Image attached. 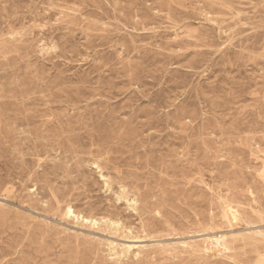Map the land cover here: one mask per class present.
Returning <instances> with one entry per match:
<instances>
[{
	"label": "rangeland",
	"instance_id": "1",
	"mask_svg": "<svg viewBox=\"0 0 264 264\" xmlns=\"http://www.w3.org/2000/svg\"><path fill=\"white\" fill-rule=\"evenodd\" d=\"M201 1L0 0V264H264V0Z\"/></svg>",
	"mask_w": 264,
	"mask_h": 264
},
{
	"label": "bare ground",
	"instance_id": "2",
	"mask_svg": "<svg viewBox=\"0 0 264 264\" xmlns=\"http://www.w3.org/2000/svg\"><path fill=\"white\" fill-rule=\"evenodd\" d=\"M46 1V0H45ZM149 1V0H148ZM169 1V0H168ZM188 1V0H187ZM211 1V0H210ZM244 1V0H243ZM259 1V0H258ZM28 2H29V0H28ZM112 2V1H111ZM201 2H203V0L201 1ZM46 3V2H45ZM104 3V2H103ZM113 3V2H112ZM152 3V2H151ZM150 3V4H151ZM262 3V2H261ZM49 4V3H48ZM47 4V5H48ZM56 4H58V3H56ZM188 4V3H187ZM244 4V3H243ZM258 4V3H257ZM8 5V4H7ZM138 5V4H137ZM140 5V4H139ZM147 5V4H146ZM158 5V4H157ZM102 6V5H101ZM136 6V5H135ZM173 6V5H172ZM232 6V5H231ZM237 6V5H236ZM251 6H254V5H251ZM40 7V6H39ZM95 7V6H94ZM207 7V6H206ZM45 8V7H44ZM74 8V7H73ZM107 8V7H106ZM106 8H104V9H106ZM125 8H128V7H125ZM247 8V7H246ZM42 9V8H41ZM54 9V8H53ZM75 9V8H74ZM98 9V8H97ZM108 9H109V6H108ZM117 9V8H116ZM143 9V8H142ZM217 9V8H216ZM234 9V8H233ZM255 9V8H254ZM27 10V9H26ZM55 10V9H54ZM85 10V9H84ZM90 10V9H89ZM102 11H103V9H101ZM111 10V9H110ZM109 10V11H110ZM131 10V9H130ZM261 10V9H260ZM56 11V10H55ZM74 11V10H73ZM72 11V12H73ZM97 11V10H96ZM148 11V10H147ZM160 11V10H159ZM162 11V10H161ZM183 11V10H182ZM190 11V10H189ZM223 11V10H222ZM240 11H242V10H240ZM248 11V10H247ZM76 12H77V10H76ZM105 12V11H104ZM113 12V11H112ZM129 12V11H128ZM184 12V11H183ZM211 12V11H210ZM98 13L100 14V12L98 11ZM137 13V12H136ZM235 13V12H234ZM258 13H260L259 12V10H258ZM85 14V13H84ZM106 14V13H105ZM117 14V13H116ZM138 14V13H137ZM152 14H155L154 12L152 13ZM201 14V13H200ZM228 14V13H227ZM236 14V13H235ZM60 15V14H59ZM88 15V14H87ZM159 15V14H158ZM165 15V14H164ZM74 16H77V15H74ZM91 16V15H90ZM89 16V17H90ZM110 16V15H109ZM152 16V15H151ZM154 16V15H153ZM163 16V15H162ZM236 16V15H235ZM247 16V15H246ZM262 16V15H261ZM155 17V16H154ZM166 17V16H165ZM194 17V16H193ZM192 17V18H193ZM204 17V16H203ZM239 17H241L240 15H239ZM248 17V16H247ZM250 17V16H249ZM253 17V16H252ZM260 17V16H259ZM72 18V17H71ZM79 17H77V19H78ZM92 18V17H91ZM102 17H100V19H101ZM106 18V17H105ZM110 18V17H109ZM157 18V17H156ZM177 18V17H176ZM196 18V17H195ZM200 18V17H199ZM209 18V17H208ZM208 18H207V20H208ZM214 18V17H213ZM218 18V17H217ZM236 18V17H235ZM244 18V17H243ZM80 19V18H79ZM120 19V18H119ZM168 19V18H167ZM178 19V18H177ZM203 19V18H202ZM237 19V18H236ZM38 20V19H37ZM81 20V19H80ZM84 20H85V18H84ZM197 20V18L195 19V21ZM199 20V19H198ZM222 20V19H221ZM224 20V19H223ZM247 20V19H246ZM53 21V20H52ZM69 21V20H68ZM73 21H74V19H73ZM108 21V20H107ZM127 21V20H126ZM159 21V20H158ZM162 21V20H161ZM209 21V20H208ZM55 22V21H54ZM91 22V21H90ZM94 22V21H93ZM96 22V21H95ZM119 22V21H118ZM124 22V21H123ZM168 22V21H167ZM260 22V21H259ZM4 23V22H3ZM87 23V22H86ZM229 23V22H228ZM255 23V22H254ZM56 24H58V23H56ZM83 24V23H82ZM150 24V23H149ZM168 24V23H167ZM211 24V23H210ZM263 24V23H262ZM74 25H75V23H74ZM77 25V24H76ZM85 25H88V24H85ZM109 25V24H108ZM131 25V24H130ZM170 25V24H169ZM215 25V24H214ZM217 25V24H216ZM93 26V25H92ZM97 26V25H96ZM114 26V25H113ZM118 26V25H117ZM134 26V25H133ZM198 26V25H197ZM220 26V25H219ZM101 27V26H100ZM116 27V26H115ZM121 27V26H120ZM202 27V26H201ZM210 27V26H209ZM53 28V27H52ZM71 28V27H70ZM98 28H99V26H98ZM161 28V27H160ZM170 28V27H169ZM211 28V27H210ZM221 28V27H220ZM255 28V27H254ZM1 29V28H0ZM73 29V28H72ZM104 29V28H103ZM127 29V28H126ZM129 29H130V27H129ZM133 29V28H132ZM170 29H172V28H170ZM198 29V28H197ZM35 30V29H34ZM93 30V29H92ZM124 30V29H123ZM136 30V29H135ZM111 31H113V30H111ZM122 31V30H121ZM153 31V30H152ZM185 31V30H184ZM209 31V30H208ZM227 31V30H226ZM86 32V31H85ZM48 33H49V31H48ZM51 33V32H50ZM49 33V34H50ZM111 33V32H110ZM131 33V32H130ZM156 33V32H155ZM164 33H165V31H164ZM171 33H173V32H171ZM59 34V33H58ZM96 34H99V33H96ZM119 34V33H118ZM153 34V33H152ZM151 34V35H152ZM175 34V33H174ZM210 34V33H209ZM222 34V33H221ZM264 34V33H263ZM262 34V35H263ZM27 35V34H26ZM123 35V34H122ZM137 35V34H136ZM224 35V34H223ZM16 36H18V35H16ZM162 36V35H161ZM258 36V35H257ZM102 37V36H101ZM108 37V36H107ZM114 37V36H113ZM116 37V36H115ZM114 37V38H115ZM208 37V36H207ZM263 37V36H262ZM261 37V38H262ZM7 38H8V36H7ZM20 38H22V36L20 37ZM157 38V37H156ZM155 38V39H156ZM187 38V37H186ZM189 38V37H188ZM260 38V37H259ZM5 39V38H4ZM84 39V38H83ZM75 40V39H74ZM85 40V39H84ZM129 40V39H128ZM142 40V39H141ZM185 40V39H184ZM249 40V39H248ZM130 41V40H129ZM131 41H133V40H131ZM159 41H160V39H159ZM180 41V40H179ZM188 41V40H187ZM200 41V40H199ZM260 41V40H259ZM13 42V41H12ZM60 42V41H59ZM154 42H156L155 40H154ZM185 42V41H184ZM191 42V41H190ZM258 42V41H257ZM45 43V42H44ZM77 43V42H76ZM133 43V42H132ZM149 43V42H148ZM42 44V43H41ZM12 45V44H11ZM10 45V46H11ZM14 45H16V44H14ZM44 45V44H43ZM49 45V44H48ZM199 45V44H198ZM201 45V44H200ZM229 45V44H228ZM254 45V44H253ZM253 45H252V47H253ZM68 46V45H67ZM74 46V45H73ZM230 46V45H229ZM228 46V47H229ZM236 46H237V44H236ZM26 47V46H25ZM28 47V46H27ZM53 47V46H52ZM69 47V46H68ZM231 47V46H230ZM242 47V46H241ZM28 48H30V47H28ZM157 48V47H156ZM166 48V47H165ZM256 48V47H255ZM262 48H263V46H262ZM17 49H18V47H17ZM113 49V48H112ZM143 49V48H142ZM3 50V49H2ZM52 50V49H51ZM100 50V49H99ZM123 50H125V49H123ZM194 50V49H193ZM209 50V49H208ZM213 50V49H212ZM218 50V49H217ZM255 50V49H254ZM258 50V49H257ZM24 51V50H23ZM42 51V50H41ZM47 51V50H46ZM102 51V50H101ZM160 51V50H159ZM211 51V50H210ZM238 51V50H237ZM64 52H66V51H64ZM91 52V51H90ZM89 52V53H90ZM99 52V51H98ZM97 52V53H98ZM196 52H198V50L196 51ZM226 52V51H225ZM234 52V51H233ZM232 52V53H233ZM239 52V51H238ZM51 53V52H50ZM88 53V52H87ZM96 53V52H95ZM232 53H230V54H232ZM249 53V52H248ZM1 54H3V53H1ZM46 54V53H45ZM93 54V53H92ZM210 54H211V52H210ZM228 54V53H227ZM230 54H228V55H230ZM166 55V54H165ZM169 55H170V53H169ZM199 55V54H198ZM234 55V54H233ZM261 55V54H260ZM259 55V56H260ZM203 56V55H202ZM223 56V55H222ZM1 57V56H0ZM15 57V56H14ZM17 57V56H16ZM169 57V56H168ZM173 57V56H172ZM220 57V56H219ZM224 57V56H223ZM68 58H70V57H68ZM170 58V57H169ZM222 58V57H221ZM234 58V57H233ZM240 58V57H239ZM252 58V57H251ZM9 59V58H8ZM20 59V58H19ZM28 59V58H27ZM79 59V58H78ZM104 59V58H103ZM171 59V58H170ZM210 59V58H209ZM223 59V58H222ZM232 59V58H231ZM105 60V59H104ZM220 60V59H219ZM2 61V60H1ZM221 61V60H220ZM223 61V60H222ZM233 61V60H232ZM235 61V60H234ZM260 61H262V60H260ZM35 62H36V60H35ZM217 62V61H216ZM234 63V62H233ZM263 63H264V61H263ZM8 65V64H7ZM4 67V66H3ZM2 67V68H3ZM52 68V67H51ZM65 68V67H64ZM230 68V67H229ZM54 69V68H53ZM68 70H69V68H68ZM1 71V70H0ZM125 72V71H124ZM136 72V71H135ZM26 73V72H25ZM136 74H138L137 72H136ZM60 75V74H59ZM245 76H247V75H244V77ZM57 77V76H56ZM59 77V76H58ZM78 78V77H77ZM58 81V80H57ZM176 81V80H175ZM185 81V80H184ZM180 82V81H179ZM183 83V82H182ZM47 84V83H46ZM186 85V84H185ZM69 86V85H68ZM243 87V86H242ZM264 87V86H263ZM52 88V87H51ZM197 88H200V87H197ZM237 89V88H236ZM238 89H239V86H238ZM248 89V88H247ZM264 89V88H263ZM196 90V89H195ZM17 91V90H16ZM48 91V90H47ZM64 91H66V90H64ZM74 91V90H73ZM82 91V90H81ZM239 91V90H238ZM19 92V91H18ZM17 92V93H18ZM56 92V91H55ZM67 92V91H66ZM195 92V91H194ZM262 92V91H261ZM196 93V92H195ZM23 94V93H22ZM47 94V93H46ZM45 94V95H46ZM49 94V93H48ZM86 94V93H85ZM193 94V93H192ZM238 94V93H237ZM261 94V93H260ZM243 95V94H242ZM6 96V95H5ZM100 96V95H99ZM191 96H193V95H191ZM264 96V95H263ZM61 97H63V96H61ZM238 97V96H237ZM259 97V96H258ZM8 98V97H7ZM192 98H194V97H192ZM207 98V97H206ZM257 98V97H256ZM27 99V98H26ZM49 99V98H48ZM87 99V98H86ZM202 99V98H201ZM200 99V100H201ZM235 99V98H234ZM255 99V98H254ZM253 99V100H254ZM260 99V98H259ZM38 100V99H37ZM210 100V99H209ZM231 100V99H230ZM233 100V99H232ZM231 100V102H233ZM241 100V99H240ZM25 101V100H24ZM40 101V100H39ZM83 101V100H82ZM162 101V100H161ZM204 101V100H203ZM239 101V100H238ZM1 102V101H0ZM7 102V101H6ZM12 102V101H11ZM101 102V101H100ZM206 102V101H205ZM214 102H216V101H214ZM241 102H242V100H241ZM255 102V101H254ZM259 101H257V103H258ZM261 102V101H260ZM13 103V102H12ZM15 104H16V102H14ZM83 103V102H82ZM210 103V102H209ZM263 103V102H262ZM261 103V104H262ZM27 104V103H26ZM171 104V103H170ZM193 104H194V102H193ZM192 104V105H193ZM223 104V103H222ZM221 104V105H222ZM17 105V104H16ZM92 105V104H91ZM196 105V104H195ZM199 105V104H198ZM262 106V105H261ZM13 107V106H12ZM71 107V106H70ZM77 107V106H76ZM107 107V106H106ZM180 107V106H179ZM230 107V106H229ZM232 107V106H231ZM84 108V107H83ZM6 109V108H5ZM11 109V108H10ZM201 109V108H200ZM199 109V110H200ZM211 109V108H210ZM231 109V108H230ZM1 111H2V109H0ZM8 110V109H7ZM13 110V109H12ZM264 110V109H263ZM49 111V110H48ZM85 111H86V109H85ZM200 111H202V110H200ZM199 112V111H198ZM197 112V113H198ZM203 112V111H202ZM201 112V113H202ZM6 113V112H5ZM20 113V112H19ZM26 113V112H25ZM46 113V112H45ZM87 113V112H86ZM200 113V114H201ZM203 113H205V112H203ZM78 114V113H77ZM82 114V113H81ZM11 115V114H10ZM115 115V114H114ZM198 115V114H197ZM212 115H214L213 113H212ZM253 115V114H252ZM6 116V115H5ZM208 116V115H207ZM115 117V116H114ZM200 117V116H199ZM203 117V116H202ZM201 117V118H202ZM206 117V116H205ZM198 118V117H197ZM209 118V117H208ZM211 118V117H210ZM222 118V117H221ZM15 119V118H14ZM88 119V118H87ZM195 119H196V117H195ZM203 119V118H202ZM212 119V118H211ZM218 119V118H217ZM255 119V118H254ZM45 120V119H44ZM89 120V119H88ZM199 120V119H198ZM200 121V120H199ZM256 121V120H255ZM259 121V120H258ZM26 122V121H25ZM238 122V121H237ZM240 122V121H239ZM75 123V122H74ZM202 123V122H201ZM200 123V124H201ZM204 123V122H203ZM10 124H12V123H10ZM25 124V123H24ZM198 124H199V122H198ZM26 125V124H25ZM80 125V124H79ZM190 125V124H189ZM204 125V124H203ZM48 126V125H47ZM194 126V125H193ZM192 126V127H193ZM196 126V125H195ZM194 126V127H195ZM243 126V125H242ZM57 127H59V126H57ZM191 127V128H192ZM193 127V128H194ZM77 128V127H76ZM115 128V127H114ZM182 128V127H181ZM233 128V127H232ZM252 128V127H251ZM26 129H28V128H26ZM31 129V128H30ZM198 129V128H197ZM202 129V128H201ZM200 129V130H201ZM247 129V128H246ZM60 130V129H59ZM211 130V129H210ZM214 130V129H213ZM258 130V129H257ZM28 131V130H27ZM123 131V130H122ZM191 131V130H190ZM262 131V130H261ZM56 132V131H55ZM102 132V131H101ZM117 132V131H116ZM264 132V131H263ZM72 133V132H71ZM180 133V132H179ZM184 133V132H183ZM70 134V133H69ZM187 134V133H186ZM192 134V133H191ZM205 134V133H204ZM230 134V133H229ZM234 134V133H233ZM253 134H254V132H253ZM182 135H184V134H182ZM188 135H189V133H188ZM236 135V134H235ZM238 135V134H237ZM72 136V135H71ZM100 136V135H99ZM64 137H65V135H64ZM77 137V136H76ZM84 137V136H83ZM189 137V136H188ZM201 137V136H200ZM244 137V136H243ZM248 137V136H247ZM31 138V137H30ZM182 138V137H181ZM241 138V137H240ZM77 139V138H76ZM132 139V138H131ZM248 139V138H247ZM252 139V138H251ZM86 140H87V138H86ZM126 140V139H125ZM218 140V139H217ZM242 140H243V138H242ZM90 141V140H89ZM106 141V140H105ZM186 141H187V139H186ZM190 141V140H189ZM191 141H193L192 139H191ZM201 141V140H200ZM248 141V140H247ZM255 141H257V137H256V140ZM60 142V141H59ZM199 142V141H198ZM197 142V143H198ZM217 142V141H216ZM219 142H221V140L219 141ZM239 142V141H238ZM249 142V141H248ZM88 143V142H87ZM110 143V142H109ZM196 143V142H195ZM195 143H192V144H195ZM203 143V142H202ZM232 143V142H231ZM237 143V142H236ZM34 144V143H33ZM61 144V143H60ZM190 144V143H189ZM188 144V145H189ZM89 145V144H88ZM91 145V144H90ZM8 146V145H7ZM71 146V145H70ZM96 146V145H95ZM196 146V145H195ZM229 146V145H228ZM252 146V145H251ZM197 147V146H196ZM218 146H216V148H217ZM6 148V147H5ZM71 148V147H70ZM74 148V147H73ZM114 148V147H113ZM119 148V147H118ZM129 148V147H128ZM219 148V147H218ZM221 148V147H220ZM256 148V147H255ZM254 148V149H255ZM10 149V148H9ZM64 149V148H63ZM97 149V148H96ZM110 149V148H109ZM33 150V149H32ZM107 150V149H106ZM121 150V149H120ZM130 150V149H129ZM223 150V149H222ZM221 150V151H222ZM57 151V150H56ZM69 151V150H68ZM77 151V150H76ZM82 151V150H81ZM94 151H95V148H94ZM217 151V150H216ZM219 151V150H218ZM256 151V150H255ZM3 152H5V151H3ZM10 153V152H9ZM91 153V152H90ZM115 153V152H114ZM128 153V152H127ZM209 153V152H208ZM218 153V152H217ZM236 153V152H235ZM16 154V153H15ZM80 154V153H79ZM104 154V153H103ZM225 154V153H224ZM231 154H232V152H231ZM264 154V153H263ZM122 155H123V153H122ZM157 155V154H156ZM214 155V154H213ZM228 155V154H227ZM226 155V156H227ZM8 156V155H7ZM94 156H96V155H94ZM111 156V155H110ZM256 156H257V154H256ZM263 156V155H262ZM69 157V156H68ZM75 157V156H74ZM211 157H212V155H211ZM89 158V157H88ZM95 158H97V156L95 157ZM109 158V157H108ZM261 158V157H260ZM28 159V158H27ZM32 159V158H31ZM156 159V158H155ZM164 159V158H163ZM251 159V158H250ZM33 160V159H32ZM36 160V159H35ZM239 160V159H238ZM34 161V160H33ZM37 161V160H36ZM49 161H51V160H49ZM69 161V160H68ZM92 161H93V159H92ZM95 161V160H94ZM163 161V160H162ZM216 161V160H215ZM106 162V161H105ZM161 162V161H160ZM227 162V161H226ZM0 163H2V162H0ZM122 163V162H121ZM212 163V162H211ZM229 163V162H228ZM233 163V162H232ZM231 163V164H232ZM264 163V162H263ZM32 164V163H31ZM81 164V163H80ZM102 164V163H101ZM217 164V163H216ZM221 164V163H220ZM245 164H247L246 162H245ZM252 164V163H251ZM91 165V164H90ZM250 165V164H249ZM261 165V164H260ZM38 166V165H37ZM92 166V165H91ZM111 166V165H110ZM149 166V165H148ZM157 166V165H156ZM194 166V165H193ZM258 166V165H257ZM39 167V166H38ZM45 167V166H44ZM70 167V166H69ZM169 167V166H168ZM28 168V167H27ZM83 168V167H82ZM214 168V167H213ZM224 168H226V167H224ZM252 168V167H251ZM26 169V168H25ZM49 169V168H48ZM94 169V168H93ZM97 169V168H96ZM149 169V168H148ZM196 169H197V167H196ZM27 170V169H26ZM35 170V169H34ZM95 170V169H94ZM117 169H115L114 171H116ZM119 170H121V169H119ZM234 170V169H233ZM30 171H32V170H30ZM134 171V170H133ZM179 171V170H178ZM192 171V170H191ZM248 171V170H247ZM255 171V170H254ZM45 172H46V169H45ZM82 172V171H81ZM99 172V171H98ZM106 172V171H105ZM136 172V171H135ZM153 172V171H152ZM175 172H176V170H175ZM16 173V172H15ZM36 173H39V172H36ZM87 173V172H86ZM137 173V172H136ZM177 173V172H176ZM247 173V172H246ZM257 173H259L258 171H257ZM25 173H23V175H24ZM107 174V173H106ZM127 174V173H126ZM187 174V173H186ZM199 174V173H198ZM225 175H226V173H224ZM238 175H239V173H237ZM12 175V174H11ZM27 175V174H26ZM36 175V174H35ZM51 175V174H50ZM111 175V174H110ZM140 175V174H139ZM188 175V174H187ZM33 176V175H32ZM92 176V175H91ZM218 176V175H217ZM254 176V175H253ZM26 177V176H25ZM30 177H31V175H30ZM49 177V176H48ZM98 177V176H97ZM224 177V176H223ZM264 177V176H263ZM13 178V177H12ZM18 178V177H17ZM100 178V177H99ZM142 178V177H141ZM16 179V178H15ZM26 179V178H25ZM48 179V178H47ZM223 179V178H222ZM44 180V179H43ZM90 180H91V178H90ZM167 180V179H166ZM220 180V179H219ZM8 181V180H7ZM11 181V180H10ZM30 181V180H29ZM97 181V180H96ZM174 181H176V180H174ZM254 181V180H253ZM260 181V180H259ZM92 182V181H91ZM170 182V181H169ZM195 182V181H194ZM18 183V182H17ZM83 183V182H82ZM93 183V182H92ZM102 183H103V181H102ZM131 183V182H130ZM149 183V182H148ZM182 183V182H181ZM219 183V182H218ZM260 183V182H259ZM264 183V182H263ZM61 184V183H60ZM15 185V184H14ZM44 185V184H43ZM88 185V184H87ZM125 185V184H124ZM142 185V184H141ZM196 185V184H195ZM13 186V185H12ZM18 186V185H17ZM31 186H33V185H31ZM55 186V185H54ZM63 186V185H62ZM79 186H81V185H79ZM163 186V185H162ZM193 186V185H192ZM197 186V185H196ZM19 187V186H18ZM39 187V186H38ZM57 187H59V186H57ZM95 187V186H94ZM93 187V188H94ZM104 187H105V185H104ZM8 188V187H7ZM85 188V187H84ZM12 189V188H11ZM14 189V188H13ZM17 189V188H16ZM71 189V188H70ZM96 189V188H95ZM119 189V188H118ZM203 189H204V187H203ZM207 189V188H206ZM222 189V188H221ZM24 190V189H23ZM74 190V189H73ZM249 190V189H248ZM26 191V190H25ZM28 191V190H27ZM45 192H47L46 190H44ZM65 191V190H64ZM100 191V190H99ZM30 192V191H29ZM132 192V191H131ZM190 192V191H189ZM197 192V191H196ZM4 193V192H3ZM6 193V192H5ZM43 193V192H42ZM50 193V192H49ZM60 193V192H59ZM73 193V192H72ZM87 193V192H86ZM111 193V192H110ZM109 193V194H110ZM121 193V192H120ZM155 193V192H154ZM195 193V192H194ZM198 193V192H197ZM24 194V193H23ZM31 194V193H30ZM44 194V193H43ZM47 194V193H46ZM65 194V193H64ZM70 194V193H69ZM85 194V193H84ZM147 194V193H146ZM162 194V193H161ZM2 195V194H1ZM10 195V194H9ZM86 195V194H85ZM111 195V194H110ZM177 195H178V193H177ZM194 195V194H193ZM198 195V194H197ZM262 195H264V194H262ZM22 196V195H21ZM23 196H25V195H23ZM88 196V195H87ZM93 196V195H92ZM113 196V195H112ZM120 196V195H119ZM138 196V195H137ZM168 196V195H167ZM170 196V195H169ZM202 196V195H201ZM206 196V195H205ZM2 197V196H1ZM10 197V196H9ZM52 197H53V195H52ZM171 197V196H170ZM250 197V196H249ZM7 198V197H6ZM13 198V197H12ZM83 198V197H82ZM118 198H120V197H118ZM164 198V197H163ZM10 199V198H9ZM8 199V200H9ZM54 200H55V197L53 198ZM60 199V198H59ZM63 199V198H62ZM103 199V198H102ZM126 199V198H125ZM172 199V198H171ZM170 198H169V200H171ZM52 200V199H51ZM65 200V199H64ZM63 200V201H64ZM68 200V199H67ZM61 201V200H60ZM109 201V200H108ZM117 201V200H116ZM195 201V200H194ZM220 201V200H219ZM27 202V201H26ZM84 202V201H83ZM97 202V201H96ZM105 202V201H104ZM61 203V202H60ZM65 203V202H64ZM77 203V202H76ZM88 203H89V201H88ZM124 203V202H123ZM248 203V202H247ZM35 204V203H34ZM38 204V203H37ZM62 204V203H61ZM81 204V203H80ZM96 204V203H95ZM115 204V203H114ZM125 204V203H124ZM131 204V203H130ZM221 204H222V202H221ZM5 205V204H4ZM84 205V204H83ZM214 205V204H213ZM223 205V204H222ZM28 206V205H27ZM41 206V205H40ZM104 206H105V204H104ZM107 206V205H106ZM210 206V205H209ZM228 206V205H227ZM231 206V205H230ZM234 206V205H233ZM237 206V205H236ZM250 206V205H249ZM5 207H8V206H5ZM10 207V206H9ZM37 207V206H36ZM102 207V206H101ZM108 207V206H107ZM110 207H112L113 208V205L112 206H110ZM182 207V206H181ZM187 207V206H186ZM192 207V206H191ZM214 207V206H213ZM238 207V206H237ZM241 207V206H240ZM11 208V207H10ZM42 208V207H41ZM103 208V207H102ZM183 208V207H182ZM198 208H199V206H198ZM208 208V207H207ZM243 208V207H242ZM101 209V208H100ZM114 209V208H113ZM113 209H112V211H113ZM189 209V208H188ZM214 209V208H213ZM212 209V210H213ZM219 209V208H218ZM239 209V208H238ZM4 210V209H3ZM15 210H17V209H15ZM82 210V209H81ZM91 210V209H90ZM103 210H104V208H103ZM120 210V209H119ZM220 210V209H219ZM240 210V209H239ZM96 211V210H95ZM99 211V210H98ZM97 211V212H98ZM127 211V210H126ZM132 211V210H131ZM184 211V210H183ZM188 211V210H187ZM190 211V210H189ZM20 212V211H19ZM42 212H44L43 210H42ZM84 212V211H83ZM107 212V211H106ZM124 212H125V210H124ZM163 212V211H162ZM229 214H230V216L232 217V219L233 220H235L236 221V217H237V215H236V213L234 212V211H231V209L229 208ZM27 213V212H26ZM87 213V212H86ZM216 213V212H215ZM250 213V212H249ZM58 214V213H57ZM97 214V213H96ZM120 214V213H119ZM128 214V213H127ZM134 214V213H133ZM216 214H218V213H216ZM251 214V213H250ZM55 215V214H54ZM100 215V214H99ZM98 215V216H99ZM129 215H131V214H129ZM155 215V214H154ZM50 216V215H49ZM59 216H60V214H59ZM64 216H66V217H73L74 219H77L78 218V216H76L75 214H74V212H73V210H71V208L69 207V205L66 207V209H65V212H64ZM134 216V215H133ZM206 216V215H205ZM63 217V216H62ZM65 217V218H66ZM121 217H122V215H121ZM136 217V216H135ZM208 217V216H207ZM207 217H205V218H207ZM211 217V216H210ZM221 217V216H220ZM248 217V216H247ZM16 218V217H15ZM27 218V217H26ZM42 218V217H41ZM130 218V217H129ZM157 218V217H156ZM159 218H160V216H159ZM158 218V219H159ZM200 218V217H199ZM204 218V217H203ZM222 218V217H221ZM40 219V218H39ZM12 220V219H11ZM28 220V219H27ZM141 220H142V218H141ZM9 221V220H8ZM25 221V220H24ZM33 221V220H32ZM41 221V220H40ZM47 221V220H46ZM72 221V220H71ZM75 221V220H74ZM73 221V222H74ZM84 221L87 223L88 222V220L87 219H84ZM134 221V220H133ZM207 221V220H206ZM217 221V220H216ZM238 221V220H237ZM2 222V221H1ZM0 222V223H1ZM31 222V221H30ZM43 222V221H42ZM155 222V221H154ZM203 222V221H202ZM220 222H221V220H220ZM233 222V221H232ZM25 223H27L26 221H25ZM34 223V222H33ZM49 223V222H48ZM89 223V222H88ZM148 223V222H147ZM176 223V222H175ZM75 224V223H74ZM103 224H104V222H103ZM110 224V223H109ZM114 224H116V223H114ZM156 224H158V223H156ZM209 224H211V223H209ZM10 225V224H9ZM37 224H35V226H36ZM111 225V224H110ZM148 225H149V223H148ZM242 225V224H241ZM11 226H13V225H11ZM54 226V225H53ZM52 226V227H53ZM93 226H95L94 225V223H93ZM137 226V225H136ZM157 225H155V227H156ZM160 226V225H159ZM158 226V227H159ZM177 226V225H176ZM205 226H207V224L205 225ZM223 226H225V225H223ZM24 227V226H23ZM89 227H90V225H89ZM104 227V226H103ZM180 227V226H179ZM178 227V228H179ZM146 228H147V226H146ZM145 228V229H146ZM20 229H21V227H20ZM30 229V228H29ZM53 229V228H52ZM96 229V228H95ZM181 229V228H180ZM207 229V228H206ZM209 229V228H208ZM226 229V228H225ZM34 230V229H33ZM65 230V229H64ZM132 230V229H131ZM159 230V229H158ZM162 230V229H161ZM203 230H204V227H203ZM26 231V229H24V232ZM58 231H60V230H58ZM125 231V230H124ZM170 231V230H169ZM195 231V230H194ZM197 231V230H196ZM206 231V230H205ZM17 232V231H16ZM27 232V231H26ZM37 232V231H36ZM94 232V231H93ZM132 232V231H131ZM148 232V231H147ZM146 232V233H147ZM200 232V231H199ZM203 232V231H202ZM68 233H69V231H68ZM79 233V232H78ZM103 233V232H102ZM157 233V232H156ZM172 233V231L170 232V234ZM187 233V232H186ZM189 233V232H188ZM204 233V232H203ZM251 233V232H250ZM38 233H36V235H37ZM123 234V233H122ZM130 234V233H129ZM206 234V233H205ZM34 235V234H33ZM73 235V234H72ZM81 235V234H80ZM85 235V234H84ZM136 235H137V233H136ZM172 235V234H171ZM240 235H243V234H240ZM251 235H252V233H251ZM18 236V235H17ZM74 237H75V235H73ZM79 236V235H78ZM141 236V235H140ZM139 236V237H140ZM150 236V235H149ZM153 236V235H152ZM151 236V237H152ZM166 236V235H165ZM234 236V235H233ZM264 236V235H263ZM81 237V236H80ZM145 237V236H144ZM162 237V236H161ZM41 238V237H40ZM79 238V237H78ZM82 238H83V236H82ZM157 238V237H156ZM27 239V238H26ZM42 239H43V237H42ZM140 239V238H139ZM233 239V238H232ZM66 240V239H65ZM80 240H83V239H80ZM97 240V239H96ZM131 240V239H130ZM225 236L224 235H220V236H217V237H213L212 239H210V241H209V247H205V252H207L209 249L210 250H212L214 247H217V246H219L220 244H223L224 245V243H225ZM141 241V240H140ZM232 241V240H231ZM243 241V240H242ZM12 242V241H11ZM45 242V241H44ZM48 242V241H47ZM74 242V241H73ZM192 242V241H191ZM244 242V241H243ZM23 243H25L24 241H23ZM23 243H22V245H23ZM38 243V242H37ZM39 243H40V241H39ZM74 243H76V242H74ZM81 243V242H80ZM156 243V242H155ZM233 243V242H232ZM242 243V242H241ZM245 243H247L246 241H245ZM251 243V242H250ZM13 244V243H12ZM95 244V243H94ZM110 244V243H109ZM243 244V243H242ZM14 245V244H13ZM18 245V244H17ZM40 245V244H39ZM45 245V244H44ZM59 245V244H58ZM154 245V244H153ZM157 245V244H156ZM172 245V244H171ZM186 245L188 246V247H190V248H193V247H195L193 244H191V243H186ZM185 245V246H186ZM254 245H256L255 243H254ZM19 246V245H18ZM28 246V245H27ZM34 246V245H33ZM75 246H76V244H75ZM158 246V245H157ZM173 246V245H172ZM180 246V245H179ZM178 246V247H179ZM230 246V245H229ZM241 246V245H240ZM32 247V246H31ZM71 247H73V246H71ZM117 247V246H116ZM115 247V248H116ZM165 247V246H164ZM226 247V246H225ZM228 247V246H227ZM236 247V246H235ZM243 247H244V245H243ZM7 248V247H6ZM75 248V247H74ZM166 248V247H165ZM167 248H169V247H167ZM187 248V247H186ZM186 248H184L185 250H186ZM229 248V247H228ZM246 248V247H245ZM253 248H255V247H253ZM19 249V248H18ZM21 249V248H20ZM42 249V248H41ZM97 249V248H96ZM119 253H120V255H127V254H133V256L134 257H137V256H139L141 253H142V250H143V247H141V246H134V245H130V244H124V245H122V246H120L119 248ZM183 249V248H182ZM229 249H233V248H229ZM248 249V248H247ZM246 249V250H247ZM264 249V248H263ZM46 250V249H45ZM57 250V249H56ZM67 250V249H66ZM83 250V249H82ZM107 250V249H106ZM111 250V249H110ZM164 250V249H163ZM188 250V249H187ZM197 250H199V249H197ZM252 250V249H251ZM250 250V251H251ZM262 250V249H261ZM147 251H148V249H147ZM153 251V250H152ZM165 251V250H164ZM223 251V250H222ZM242 251V250H241ZM253 251V250H252ZM263 251V250H262ZM3 252V251H2ZM63 252V251H62ZM86 252V251H85ZM96 252V251H95ZM94 252V253H95ZM156 252V251H155ZM184 252V251H183ZM237 252H239V251H237ZM29 253V252H28ZM61 253V252H60ZM188 253V252H187ZM226 253H227V251H226ZM229 253V252H228ZM232 253V252H231ZM63 254V253H62ZM96 254V253H95ZM101 254V253H100ZM115 254V253H114ZM184 254V253H183ZM204 254V253H203ZM203 254H201V255H203ZM220 254H222V253H220ZM234 254V253H233ZM243 254V253H242ZM14 255V254H13ZM48 255V254H47ZM50 255V254H49ZM169 255V254H168ZM192 255V254H191ZM194 255V254H193ZM216 255V254H215ZM227 255H229V254H227ZM232 255V254H231ZM238 255H239V253H238ZM245 255V254H244ZM255 255V254H254ZM264 255V254H263ZM21 256V255H20ZM111 256V255H110ZM112 256H114V255H112ZM195 256V255H194ZM199 256H200V254H199ZM198 256V257H199ZM203 256H205V255H203ZM209 256V255H208ZM240 256V255H239ZM248 256V255H247ZM257 256V255H256ZM260 256V255H259ZM45 258H46V256H44ZM95 257V256H94ZM132 257V256H131ZM181 257V256H180ZM179 257V258H180ZM183 257V256H182ZM186 258H187V256H185ZM184 257V258H185ZM218 257H220V256H218ZM77 258V257H76ZM185 258V259H186ZM236 258V257H235ZM261 258V257H260ZM18 259V258H17ZM94 259V258H93ZM99 259V258H98ZM250 259V258H249ZM262 259V258H261ZM11 260V259H10ZM103 260H105V259H103ZM152 260V259H151ZM173 260V259H172ZM182 260V259H181ZM190 260V259H189ZM193 260H195V259H193ZM231 260V259H230ZM240 260V259H239ZM246 259H244V261H245ZM8 261V260H7ZM79 261V260H78ZM109 261V260H108ZM176 261V260H175ZM200 261V260H199ZM205 261V260H204ZM253 261V260H252ZM262 261V260H261ZM9 262V261H8ZM66 262V261H65ZM89 262V261H88ZM110 262V261H109ZM209 262V261H208ZM220 262H222V261H219L218 263L220 264ZM69 263V262H68ZM200 263V262H199ZM205 263V262H204ZM255 263V262H254ZM258 263V262H257ZM256 263V264H257ZM264 263V262H263ZM30 264V263H29ZM80 264V263H79ZM108 264V263H107ZM114 264V263H113ZM164 264V263H163ZM185 264V263H184ZM262 264V263H261Z\"/></svg>",
	"mask_w": 264,
	"mask_h": 264
}]
</instances>
